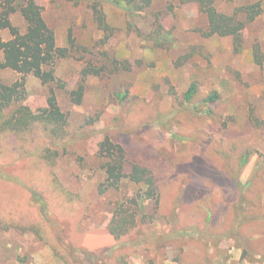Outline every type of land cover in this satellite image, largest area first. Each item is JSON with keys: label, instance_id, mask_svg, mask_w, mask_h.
I'll list each match as a JSON object with an SVG mask.
<instances>
[{"label": "rangeland", "instance_id": "1", "mask_svg": "<svg viewBox=\"0 0 264 264\" xmlns=\"http://www.w3.org/2000/svg\"><path fill=\"white\" fill-rule=\"evenodd\" d=\"M36 1L57 45L70 47V34L75 41L69 57L55 65L65 87L54 88L59 106L82 138L69 144L49 168L21 151L14 136L0 133V264H71L56 254L44 229L31 224L34 212L24 184L38 188L51 203L64 248H85L113 262L107 252L117 240L107 227L116 206L124 201L128 207L141 188L125 179L118 189L100 191L105 173L96 153L105 129L131 159L146 155L150 164L164 161L163 169L155 171L158 213L152 218L153 202L143 201L146 223L129 236L136 243L126 251L127 264H264V62L256 64L253 56L259 45L264 58V0L263 13L243 31L240 52L232 37L203 35L207 18L194 3L152 0L148 10L128 19L111 0H98L113 27L108 36L93 18V0ZM257 1L218 0L215 9L232 14ZM157 20L162 26L160 42L152 34ZM13 21L25 29L21 16ZM0 36L10 38L8 30L0 31ZM104 52L128 61L130 70L114 69ZM89 59L97 66L106 64L107 71L86 78L83 103L76 105L69 92L78 87ZM0 79L12 84L19 75L0 69ZM194 82L198 93L183 105ZM26 86L30 93L26 104L34 111L47 109L50 89L32 75L26 77ZM124 90H129V97L121 102L115 92ZM214 93L219 98L211 106L205 100ZM170 112L174 117L167 124L169 130L152 123L157 114ZM86 128L89 134L96 133L84 137ZM37 138L45 145L41 135ZM37 143L27 150L37 148ZM245 153L250 159L241 167ZM238 207L256 216L240 225L243 240L232 234L239 225L233 218ZM176 217L181 224L197 226V232L159 247L155 240L143 242L154 232L169 233ZM140 229L143 237L137 235Z\"/></svg>", "mask_w": 264, "mask_h": 264}, {"label": "trees", "instance_id": "2", "mask_svg": "<svg viewBox=\"0 0 264 264\" xmlns=\"http://www.w3.org/2000/svg\"><path fill=\"white\" fill-rule=\"evenodd\" d=\"M111 1L127 14L128 19H132L136 14L148 10L152 5V0ZM179 1L181 4L194 3L198 11L206 16L207 27L203 32L205 37H232L236 52H240L243 47L242 34L246 25L254 22L263 13V0L242 5L236 8L232 14L218 12L215 9L218 0ZM91 9L97 27L104 32H108V36L112 34L113 27L106 18L98 0H93ZM16 15L21 16L23 19L25 23L24 30L15 25L13 17ZM155 27L156 30L152 34L154 39L160 42L162 26L158 20ZM3 30H8L10 38L4 40L0 36V52L3 55V59L0 61V69L15 71L19 75V79L12 84H6L0 79V133L14 136L19 142L21 151H25L29 157L37 160L38 163L52 168L58 157L67 152L68 145L82 138V134L71 127L68 113L64 112L59 106L54 88L55 85L58 88L65 87L56 76L55 65L59 59L69 57L71 50L76 47L75 41L71 40L70 34V47L61 48L57 45L55 32L45 21L43 7L36 0H0V31ZM80 49L88 51L84 47ZM103 55L108 58L110 65L115 67L114 69L119 70L122 67L124 70H130L128 61L120 62L116 58H110L106 52ZM253 56L256 64H263L264 58L259 45L254 46ZM106 71V64L97 66L92 59H89L87 66L81 70V82L78 87L69 92L73 103L76 105L83 103L85 80L88 76H100ZM30 75L38 78L44 86L50 89V95L47 97V109L43 111H34L26 104L30 95L26 86V77ZM198 90V85L195 82L191 83L184 94L183 105L192 102ZM115 95L123 102L128 99L129 90L120 93L115 92ZM218 98L219 95L214 93L210 94L205 101L213 106ZM204 113L208 114L209 112ZM172 117H174L173 112H170V114H157L152 123L159 124L162 128L169 130L167 124L170 123ZM94 123L95 120L89 121V124ZM84 130L86 131H83L84 137L96 133V130L91 134H89L87 128ZM109 130L105 129L104 137L98 143L96 153L99 168L105 173V181L99 185L100 191L104 193L107 189H118L125 179L139 185L141 188L136 194L137 196L130 199L128 207H126L127 202L124 201L116 206L112 221L107 227L108 232L117 240L116 244L107 252V255L114 259L112 263L85 248L79 250L73 249V247L64 248L62 240L58 238L60 228L55 220L56 213L51 203L44 200L43 194L38 188L23 185L30 195L29 208L34 212L31 224L44 229L45 237L53 242L52 246L56 254L71 264L79 261L90 264H127L126 251L136 243V240L129 238V236L142 223H146L144 221L145 216H142L143 201L150 200L153 202L156 214H153L152 218L158 213L160 186L155 171L156 169L158 171L163 169L164 161L160 160L150 164L146 155L139 159H131L126 148L111 137ZM37 134L45 139V145H39L42 144V141L37 140ZM38 141L37 148L32 151L27 150L28 146ZM249 159L250 154L245 153L241 159V167H245ZM55 181L53 175L51 182L55 184ZM53 186L57 187L56 185ZM233 218L239 225L232 231V234L236 239H245L246 237H244L240 225L249 223L256 219V216L246 214L241 207H238L233 214ZM196 227L195 225L181 224L176 217L171 221L169 233L154 232L147 239L142 236L143 232L140 229L137 235L142 236L143 242H148V244H150V240H155L158 243L157 247H159L176 236L197 232ZM262 259H264V256H262Z\"/></svg>", "mask_w": 264, "mask_h": 264}, {"label": "crops", "instance_id": "3", "mask_svg": "<svg viewBox=\"0 0 264 264\" xmlns=\"http://www.w3.org/2000/svg\"><path fill=\"white\" fill-rule=\"evenodd\" d=\"M3 59V58H2Z\"/></svg>", "mask_w": 264, "mask_h": 264}]
</instances>
